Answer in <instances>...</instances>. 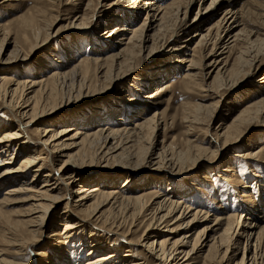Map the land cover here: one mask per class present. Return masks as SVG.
Segmentation results:
<instances>
[{"label": "bare ground", "instance_id": "6f19581e", "mask_svg": "<svg viewBox=\"0 0 264 264\" xmlns=\"http://www.w3.org/2000/svg\"><path fill=\"white\" fill-rule=\"evenodd\" d=\"M6 1L9 0H0L1 7L7 6ZM240 1L210 0L205 10L222 9V13L204 31L185 21L195 0L112 1L110 9L118 10L113 17L120 24L104 36L110 38L107 41L113 40L117 51L104 56L102 52L113 47L108 43L101 50L80 56L70 66L55 60L48 72L46 69L34 79L15 77L0 68V189L5 186L0 198V241L14 248L10 252L0 249V264H23L22 256L42 238L54 241L48 246L49 255H41L46 257V264H247L246 259L250 264H264V196L259 200L253 186L244 180L249 168L264 165V143L235 152L247 131L257 123L264 124V95L247 102L213 134V127L205 124L206 118L199 113L201 109L208 110L209 105L186 103L184 132L168 143L165 130L168 120L172 127L174 118L156 108L146 112L160 103L169 84L145 95L147 106L129 109L132 115L121 111L117 118L103 120L100 125L90 122L79 129L74 113L59 122L49 117L55 110L75 104L98 89L130 81L139 60L152 53L157 44L160 49L166 47L170 54L184 53L172 58L175 63H186L182 72L184 90L200 88L204 94L200 97H218L216 105L223 94L219 88H233L240 78L264 64V37L259 32L264 30V0L258 9L251 10L243 4L236 7ZM81 2H60L56 15L48 12L52 7H39L37 3L31 10L1 21V56L4 45L9 44L7 39L14 36L13 49L8 54L11 56L0 58L1 62L26 59L29 52L42 46L62 12L69 19L56 31L87 24L99 0H87L81 14L69 16ZM140 12H144L143 21L133 25L132 14ZM252 14L255 22H249ZM191 27L196 30L188 41L198 37L191 49L174 44L180 31ZM98 42L101 41L93 42L94 46ZM233 51L235 57L230 63ZM222 54L225 56L217 58ZM171 63L165 62L168 67L164 72L175 68ZM151 80L156 83L158 79ZM139 86L134 85V89ZM124 101L137 102L132 97ZM133 115L135 121L130 123ZM61 122L66 124L61 127ZM161 130L162 141L157 142L155 138ZM196 130L201 134L199 140L191 138ZM208 135L214 138L212 146L204 145ZM34 144L37 147L33 148ZM227 152L232 154L220 172L210 174L216 156ZM19 156L23 157L19 160ZM139 164L156 165V171L164 170L166 174H159L150 179L149 186H142L133 177ZM196 167H201L203 173L196 183H187L188 194L181 193L177 190L178 177L185 179L187 172ZM88 170L95 175L86 177ZM122 177V184L117 187L114 178ZM216 184H224L226 187L220 186L222 192L231 197L215 195L204 202L202 197L208 195L205 189L215 193L212 190ZM221 199L226 204L234 201V209L229 211L231 208L223 205ZM60 204L63 207L57 219L61 230L48 233L45 219ZM8 205L17 206L12 210L13 216L2 208ZM199 223L202 224L197 226ZM240 249L242 254L237 258Z\"/></svg>", "mask_w": 264, "mask_h": 264}, {"label": "rangeland", "instance_id": "374dc122", "mask_svg": "<svg viewBox=\"0 0 264 264\" xmlns=\"http://www.w3.org/2000/svg\"><path fill=\"white\" fill-rule=\"evenodd\" d=\"M44 1V2H43ZM48 0H40L38 2H35V0H25V2H21L18 0H9L6 1L5 4L7 6L1 7L0 5V22L7 21L13 16L19 15L21 13L26 12L27 10H31L33 6H35L37 3V6L41 7H52L51 11L48 10V12H52L53 14H57L58 5L60 2H66L67 0H55L56 2L53 4L47 3ZM59 1V2H58ZM117 0H99V4L96 8V10L91 14L90 18L87 22V24L79 27V28H73L67 31H56L60 25H66L68 22L66 16L67 14L61 13L57 20L55 21L54 25L49 29L50 36L47 39L45 43H43L42 46H39L32 52H29V56L26 59H19L17 61H11L10 63H2L0 60V68H6L9 75H14L15 77L21 76V77H28L29 79H34V76L41 75L45 72V70L48 72V68L52 66V64H56L55 60H59V62L62 64H66L67 66H70L75 60L80 58V56L83 55H89V53L92 52V50L96 49H102L107 47L108 43L112 44L113 40L107 41L110 38H105L104 33H108L114 25L120 24V22H117V19H115L113 16L116 15V11L118 10H111L109 4ZM161 1H167V0H161ZM263 0H241L236 7H240L242 4L245 7H249L250 10L255 8L258 9L257 6H259V2ZM87 0H83L81 2L80 7L76 10L70 13L69 16H75L79 15L84 11L85 4ZM210 3V0H195V3L191 4L189 11L185 17V21L189 23V25L193 23L196 24V27L199 28V31L203 30L214 23L216 19L219 18V16L222 13V9L215 11V9H212L213 11L209 12L205 10V8ZM50 4V5H48ZM61 5V3H60ZM68 6V5H66ZM65 6V7H66ZM113 6V5H112ZM123 5V9H124ZM257 7V8H256ZM60 8H62L60 6ZM59 8V9H60ZM67 8V7H66ZM65 8V9H66ZM122 6H120L118 9H121ZM128 8V7H127ZM64 9V7L62 8ZM126 9V7H125ZM129 10V9H127ZM4 11V12H2ZM256 11V10H255ZM258 11V10H257ZM88 12H90L88 10ZM115 14V15H114ZM133 25L140 24L143 21L144 18V12H140L138 15L132 14ZM197 15V16H196ZM251 15V14H250ZM249 15V22H255V15L252 14V16ZM182 17V16H181ZM194 19V20H193ZM5 20V21H4ZM74 21V20H73ZM129 24V23H126ZM258 24V23H257ZM249 27H253L250 26ZM261 28H264V26ZM186 31H180L176 45L178 44H184L187 45V49H191V47L195 44L198 37H196L191 42L188 41L190 39V36L194 33L196 28H186ZM262 35L261 37H264V30L260 29L259 31ZM101 35H98L100 34ZM114 36V35H113ZM14 36L11 38L9 37L7 40L8 45H4L5 52L3 56L0 55V58H8L11 55L10 52L13 49L12 40ZM172 39V38H171ZM101 41L96 43V46H94L93 42ZM150 43V42H149ZM148 43V44H149ZM189 43V44H187ZM113 47L107 48L102 52V54L105 56L107 53H109L111 50L117 51L115 49L117 47L116 44H112ZM115 46V48H114ZM161 45L157 44L156 48L150 53L148 56H145L146 52H144L143 56L137 65V71L134 72L132 79L128 82L123 81H116L118 83H113L112 87L109 89H98L95 92H92V95L86 96L84 99H81L75 104H71L68 107H62L60 109L55 110L52 115L49 117H52V121H62L65 117H67L69 114H73L77 116L78 120V128L82 129L90 122L93 123V125H100L102 124L103 120L108 121L109 119H115L118 117V115L121 113V111L126 112L128 115L131 112H128L129 109L133 107H145L147 106V103H144L145 100H148L145 98V95H148L149 93H154L155 90L164 85L169 84L170 88L167 92H165L160 100L159 104L156 105V107H152L146 112V114H149L152 112L155 108L157 111H164L165 114H167L168 118L173 117L174 120L172 122V127L170 124V120H168L167 123V129L165 130V134L167 135L166 142L168 143L172 137H178L183 134L185 125L187 124L183 120V109L184 104L186 103H201L205 105H209L208 110L201 109L200 110V116L205 117L204 120L205 124L210 123V127L213 129L211 133H215L214 129H218L220 124H226L228 123L231 118L240 110L243 108L247 102H250L252 100H257L259 97L264 95V64L263 67L258 69L257 71L251 73L250 75H247L244 79L240 78L231 89H222L219 88L218 91L222 94V98H220V101L215 103L218 99V97H214L210 99V97H206L205 99L203 97H200L202 92H200V88H197L192 91H185L183 86V77L182 72L184 71V68L186 66L185 64L175 63L173 61V55L174 56H182L184 53H172L170 54L167 51V48L164 47L163 49H160ZM184 49V48H182ZM191 51H189L190 53ZM206 51H204L205 53ZM187 54V53H186ZM233 55L230 57V63L232 62V59L235 57L234 51L232 52ZM217 58L224 57L225 54L222 55H216ZM219 56V57H218ZM73 57V59H72ZM232 58V59H231ZM72 59V60H71ZM71 60V61H70ZM173 62L171 65L175 64V68L164 72V70L168 67L165 62ZM221 66V63H220ZM148 78V79H147ZM158 79L154 83L153 79ZM200 78V76L198 77ZM242 79V80H241ZM143 80V81H142ZM148 80V81H146ZM210 80V79H209ZM153 83H152V82ZM99 82V81H97ZM152 83V84H151ZM106 86L109 84V81L107 80ZM139 86L137 87V90L134 89V85ZM66 91V90H64ZM127 97L135 98L136 101L126 102L124 101ZM203 100H202V99ZM213 104V105H212ZM211 105V106H210ZM183 107V108H182ZM177 114V117H176ZM132 115V114H130ZM129 120L130 123L134 122V115ZM208 121V122H207ZM210 121V122H209ZM120 122V121H119ZM175 123V124H174ZM202 123V122H199ZM202 123V124H204ZM47 124V123H46ZM66 123L60 124V126H64ZM202 124H199V126H202ZM206 125H203L202 127H205ZM14 127V126H12ZM169 128V129H168ZM196 130L194 134L191 136V138L199 140L201 138V134L197 133ZM263 132V133H262ZM164 131H160L159 135L156 136L155 139H157V142L162 141ZM210 133V134H211ZM196 136V137H195ZM194 137V138H193ZM213 139V140H212ZM208 141V142H207ZM214 138L211 137V135H208L205 137L204 145L206 146H212L214 143ZM264 143V124L257 123L255 127L247 131V134L242 139L240 143H238L235 147V152L244 150L245 148H254L256 145ZM37 147L36 144L33 145V148ZM234 151V150H233ZM10 154V152L8 153ZM232 154V153H231ZM230 153H224L223 155H217L215 158V164L212 168L209 169L210 174L214 172L219 173L223 165H225L226 161L228 160ZM23 156H19V160ZM18 160V161H19ZM17 161V162H18ZM138 172L133 175V177L138 180L137 183L141 184L142 186H149L148 183L150 182V179H153L155 176H158L159 174H163V176L166 174V171L158 172L156 171V165L151 164H145V165H137ZM167 169H169L168 165L166 166ZM3 169V167H0V171ZM201 167H196L193 171L187 172L186 178L184 177H178L177 183L179 186H177L180 189H177L181 191V193L186 192L190 190L187 183L194 182L196 183L201 174L203 173V170H201ZM251 170H247L245 172V181L248 184H251L253 186V192L257 198H260L261 196H264V165H260L259 167L252 166L249 168ZM94 171V170H93ZM86 177L87 176H94L95 173L92 171H86ZM192 173H194L192 176H190ZM257 173V174H256ZM29 173V179H30ZM85 175V174H84ZM97 175V173H96ZM213 178H216L215 175H212ZM115 182H117V187L121 185L123 181V177L120 179L114 178ZM196 180V181H195ZM41 179H39L40 183ZM261 183V184H260ZM95 184L91 183V185ZM183 184V185H182ZM263 186H260L262 185ZM90 185V186H91ZM166 187V183L163 184ZM129 188H134L135 185H129ZM185 186V187H182ZM220 186H224V184H216L212 191H215V193H210L211 190L204 189L208 193V195H205L202 197L205 199L204 202H208L210 197H214L215 195H223L224 197H231L230 194H226L225 191L222 192V188ZM207 187L211 188V186L207 185ZM226 187V186H224ZM5 186L1 187L0 189V198H2V192ZM160 188V187H157ZM156 189V188H153ZM198 191V190H197ZM188 194V192H186ZM259 196V197H258ZM264 200V199H263ZM221 202L223 203L222 199ZM223 205L228 206V209L231 208L229 211L233 210L234 208V201L229 200L228 204L223 203ZM222 205V206H223ZM10 206V205H8ZM4 206L2 207L5 211H8L11 213V216H13L12 210L16 209L17 206ZM63 205L60 204L56 208L53 209L51 212V215L46 217L45 223L47 226L46 232H50V230H57L60 231L61 227L58 226V216H60L59 212L62 210ZM211 211H213L211 209ZM8 212V213H9ZM214 212V211H213ZM239 212V210H238ZM9 213V214H10ZM178 214V213H177ZM202 223H199L197 226H200ZM196 226V227H197ZM2 229L3 227L0 226V235H2ZM182 232L185 231L181 230ZM45 232V235L48 233ZM8 236V235H7ZM80 238V237H79ZM4 241H0V249H2L3 252H10L14 248H11L10 246L6 245L7 243ZM54 241L52 239L48 238H42L40 241L36 243V245L31 246V249L28 250L26 254L22 256V260L20 262H23V264H46V257L41 256L44 254L49 255L48 246L49 244L53 243ZM244 238L241 240V245H243ZM6 243V244H5ZM242 247V246H241ZM11 249V250H10ZM241 250L237 253V258H240L241 256ZM86 251V250H85ZM34 252V254H33ZM32 254V255H31ZM85 254V253H84ZM3 257H6L5 254L1 255ZM200 260V258L198 259ZM247 264H250L249 260L246 259ZM230 263V262H229ZM233 263V261H231Z\"/></svg>", "mask_w": 264, "mask_h": 264}]
</instances>
